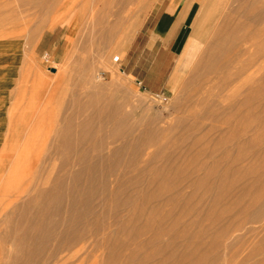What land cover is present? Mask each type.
<instances>
[{
	"label": "rangeland",
	"instance_id": "1",
	"mask_svg": "<svg viewBox=\"0 0 264 264\" xmlns=\"http://www.w3.org/2000/svg\"><path fill=\"white\" fill-rule=\"evenodd\" d=\"M49 1L0 0V264H264V0Z\"/></svg>",
	"mask_w": 264,
	"mask_h": 264
},
{
	"label": "bare ground",
	"instance_id": "2",
	"mask_svg": "<svg viewBox=\"0 0 264 264\" xmlns=\"http://www.w3.org/2000/svg\"><path fill=\"white\" fill-rule=\"evenodd\" d=\"M48 1V0H47ZM50 1H52L50 4H48L49 5V7H46L45 8V10L47 9H51V7H50V5L53 3V9L55 10V12H57L58 10H61L66 4H68L69 2H72V3H74V1H72V0H50ZM49 1V2H50ZM50 10V11H54V10ZM44 10V9H43ZM49 11V12H50ZM169 11H170V9H169ZM79 12V11H78ZM107 12V11H106ZM111 12V11H110ZM108 12L109 14H107L106 13V15L105 16H103V17H101V19H100V21H99V28L101 27V29H100V33L99 34H101L102 33V36L105 38V39H108V40H106V41H109L111 38H112V36L113 35H116L117 33L118 34H120L121 33V31H122V28H123V26H125V24L127 23V18H128V16L126 17V19H124L125 18V16L123 17V16H121V14H119V12L118 13H114V12ZM120 12H122V11H120ZM100 14V13H99ZM102 14V13H101ZM45 15V14H44ZM52 15V14H51ZM114 15H115V17H114ZM78 16V15H77ZM112 17V18H111ZM113 17L115 18L114 20H113ZM117 18V19H116ZM230 18V17H229ZM228 18V19H229ZM99 19V18H98ZM125 20H126V22H125ZM232 18H231V23H232ZM95 22H97V21H95ZM228 22H229V24L228 25H226L225 26V23H223L222 25H221V27L220 28H218V41H217V45H216V53H215V55H214V60L212 61L213 63L211 64V67H219V68H221L222 69V71H223V73H224V75H223V77L220 79V80H222V82H228V80L229 81H231V74H230V71L232 70V69H236L237 71H236V73L237 74H239V76L237 75L236 76V74H234V76H233V78H240V75H242L243 73H245V72H241L240 71V67L238 68L237 67V64H236V59H238L239 57H241L242 55H245V54H247V52H249L251 49H249V47H246V48H243V49H240L239 47H237V48H235L236 46H235V42H236V38H234V40H233V37H229L227 34H225V32H223V31H229L230 29L229 28H231V25H230V20H228ZM239 22V21H238ZM240 23H241V21H240ZM242 23H243V21H242ZM73 24V23H72ZM96 25V24H95ZM244 25H245V23L242 25V24H239V23H237L236 24V22H235V24H234V22H233V26H232V31H233V29H236V28H239V30H241L240 28H243L244 27ZM52 26V25H51ZM70 26H72L71 24H67V27H66V29H68ZM247 26H249V25H247ZM97 27V26H96ZM99 28H98V30H99ZM246 28V27H245ZM244 28V29H245ZM249 28V27H248ZM248 28H247V30H248ZM250 29V28H249ZM238 30V31H239ZM251 30V29H250ZM258 30V29H257ZM12 31V30H11ZM15 31V30H14ZM13 31V32H14ZM227 31V32H228ZM232 31H230V32H232ZM252 31V30H251ZM250 31V32H251ZM259 31V30H258ZM12 32V33H13ZM15 33V32H14ZM97 33V34H98ZM241 33H242V31H241ZM228 34H234V33H228ZM237 34V33H236ZM253 35V36H252ZM254 33L252 34V32H251V34H250V36L248 37V36H246V33H245V36L243 37V38H241V40H240V45H241V43L242 44H246L247 42L248 43H251V41L249 42V40L251 39V38H254ZM257 35H258V33H256V37H257ZM4 36V35H3ZM5 36H8V35H5ZM12 36H13V34H12ZM234 36H236V35H234ZM252 36V37H251ZM114 37V36H113ZM95 38H97V36H95ZM100 38V37H99ZM184 38V36L183 35H181V36H179V38H178V40H177V47L179 48V47H181V45L183 44V39ZM98 39V38H97ZM101 39V38H100ZM116 39H117V37H116ZM194 39H195V37H194ZM196 40V39H195ZM198 40H201V38L200 39H198ZM252 40V39H251ZM98 41V40H97ZM106 41H103V42H106ZM102 42V41H101ZM112 42V41H111ZM110 42V43H111ZM110 43H109V46H110ZM113 43V42H112ZM111 43V45H113ZM237 43V42H236ZM252 43H253V41H252ZM12 45L14 44L13 42L11 43ZM101 44V43H100ZM254 44V43H253ZM105 45V44H104ZM251 45V44H250ZM249 45V46H250ZM256 45V44H255ZM255 45H251V46H255ZM250 46V47H251ZM108 47V46H107ZM111 47V46H110ZM245 47V46H244ZM256 47H258V45H256ZM255 47V48H256ZM109 48V47H108ZM259 48V47H258ZM258 48L257 49H255L254 51H256V52H258ZM254 49V48H253ZM95 50V49H94ZM260 50V49H259ZM115 51V50H114ZM253 51V50H252ZM104 52V51H103ZM102 52V53H103ZM101 53V52H100ZM251 53V52H250ZM97 54V53H96ZM114 55V54H113ZM113 55L110 57V55H108L107 57L108 58H112L113 57ZM248 55V54H247ZM254 55V54H253ZM213 57V56H212ZM254 58H256L255 56H254ZM94 60H96V59H94ZM249 60V59H248ZM249 61H251V60H249ZM258 62V61H257ZM30 63V62H29ZM255 63V62H254ZM245 69L247 68V67H245V66H243ZM252 67V66H251ZM242 68V67H241ZM243 69V68H242ZM251 69V68H250ZM227 71H228V73H227ZM243 71H244V69H243ZM231 73H235V72H231ZM240 73H242V74H240ZM238 80V79H237ZM233 82H234V80H232ZM235 81H236V79H235ZM230 83V82H229ZM222 83H220V85H221ZM232 84V83H231ZM234 84V83H233ZM223 85V84H222ZM230 85H228V87H227V84L225 83L224 84V86H222V87H227L228 89L230 88L229 87ZM232 86H234V85H232ZM221 87V86H220ZM221 87V88H222ZM227 88H225V89H227ZM235 89H236V86H234L233 88H231V89H229L228 90V92H226V93H223V94H226V98L228 97H231L232 96V94L233 93H235ZM255 91V90H254ZM222 92H224V91H222ZM218 94H219V92H218ZM257 97V96H256ZM255 98V97H254ZM255 102V101H254ZM254 106V105H253ZM255 108V107H254ZM256 112V111H255Z\"/></svg>",
	"mask_w": 264,
	"mask_h": 264
},
{
	"label": "crops",
	"instance_id": "3",
	"mask_svg": "<svg viewBox=\"0 0 264 264\" xmlns=\"http://www.w3.org/2000/svg\"><path fill=\"white\" fill-rule=\"evenodd\" d=\"M163 15V14H162ZM162 15L160 16V18L158 19L157 23L154 25L153 28L150 29V37L147 41V43L143 44L142 49L140 54L135 58L134 60V55L133 54H128V49L126 50V53L124 55V65H125V69L128 71V62L131 61L132 62V66H131V71L134 70V67H136L137 63L139 60L143 59V53L145 50H149V51H154L155 52V57L157 59V69L159 71L160 68H158V64L161 60H163L164 62H162V67L163 69H165L166 65V60H169V58L171 60L174 59L178 48H177V43H176V33L174 32V35L172 36H168V33H161L158 30V25L159 22L162 18ZM159 57V58H158ZM141 67L139 69V71H141ZM125 71V70H124Z\"/></svg>",
	"mask_w": 264,
	"mask_h": 264
}]
</instances>
